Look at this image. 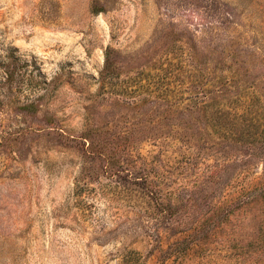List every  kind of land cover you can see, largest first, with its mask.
Returning <instances> with one entry per match:
<instances>
[{
	"label": "rangeland",
	"instance_id": "obj_1",
	"mask_svg": "<svg viewBox=\"0 0 264 264\" xmlns=\"http://www.w3.org/2000/svg\"><path fill=\"white\" fill-rule=\"evenodd\" d=\"M0 264H264V0H0Z\"/></svg>",
	"mask_w": 264,
	"mask_h": 264
}]
</instances>
